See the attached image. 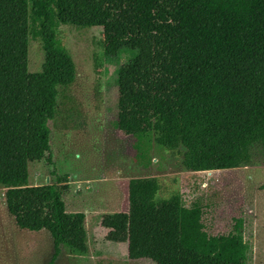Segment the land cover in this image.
Masks as SVG:
<instances>
[{
	"label": "trees",
	"instance_id": "1",
	"mask_svg": "<svg viewBox=\"0 0 264 264\" xmlns=\"http://www.w3.org/2000/svg\"><path fill=\"white\" fill-rule=\"evenodd\" d=\"M56 21L101 27L106 65L131 54L115 69L116 107L137 158L154 143L189 171L264 162V0H0V187L18 228L51 235L49 264L63 246L87 252L85 215L63 200L66 177L28 183L29 162L53 163L48 122L76 75ZM30 39L41 42L39 72L28 71ZM159 189L155 176L130 178L127 211L102 216L107 238L125 231L129 259L246 264L241 217L210 234L200 197L187 205L179 193L157 199Z\"/></svg>",
	"mask_w": 264,
	"mask_h": 264
},
{
	"label": "rangeland",
	"instance_id": "2",
	"mask_svg": "<svg viewBox=\"0 0 264 264\" xmlns=\"http://www.w3.org/2000/svg\"><path fill=\"white\" fill-rule=\"evenodd\" d=\"M55 31L73 59L76 75L70 86L58 88L54 117L48 122L53 163L29 162L28 183H57L65 176L67 211L90 216L87 229L92 233L89 251L75 254L63 246L53 264H155L147 258L129 259L125 231L107 238L110 228L102 224L103 215L127 211L128 180L145 176L157 177V199L179 193L188 205L200 197L210 234L227 231L232 218L241 217L248 245L246 264H264V162L189 171L177 151L154 143L145 158H137L135 137L117 123L116 107L115 69L131 54L124 52L106 65L101 27L76 28L56 21ZM42 62L40 40L30 39L28 71H41ZM3 193L0 187V264H49L54 252L51 235L18 228L7 213ZM92 218L99 227H92Z\"/></svg>",
	"mask_w": 264,
	"mask_h": 264
},
{
	"label": "crops",
	"instance_id": "3",
	"mask_svg": "<svg viewBox=\"0 0 264 264\" xmlns=\"http://www.w3.org/2000/svg\"><path fill=\"white\" fill-rule=\"evenodd\" d=\"M65 207H66V210H67V205H66V203H65ZM84 215H85V219H84V227H85V230H86V234H87V239L89 240V238H90V236H91V233L92 232H89V230L87 229V219H88V217H90V216H88L87 217V215L84 213ZM99 214H97V216H98ZM96 224H97V226L99 227V224H98V222L97 221H93V218H92V221H91V225H92V227H94V226H96ZM90 233V234H89ZM87 239H86V242H87ZM126 245H127V243H126ZM87 251H89V249H88V247H87Z\"/></svg>",
	"mask_w": 264,
	"mask_h": 264
}]
</instances>
